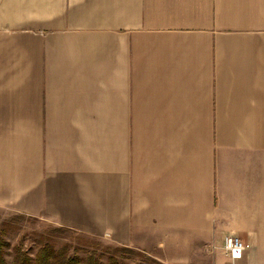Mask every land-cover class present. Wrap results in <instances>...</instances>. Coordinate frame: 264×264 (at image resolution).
I'll use <instances>...</instances> for the list:
<instances>
[{"label": "crops", "instance_id": "0c3cea01", "mask_svg": "<svg viewBox=\"0 0 264 264\" xmlns=\"http://www.w3.org/2000/svg\"><path fill=\"white\" fill-rule=\"evenodd\" d=\"M0 211L264 264V0H0Z\"/></svg>", "mask_w": 264, "mask_h": 264}, {"label": "rangeland", "instance_id": "374dc122", "mask_svg": "<svg viewBox=\"0 0 264 264\" xmlns=\"http://www.w3.org/2000/svg\"><path fill=\"white\" fill-rule=\"evenodd\" d=\"M0 236L7 242L6 259L14 264L16 250L31 255L47 245L69 255L99 258L104 264H161L147 253L124 248L85 233L56 225L48 220L0 211Z\"/></svg>", "mask_w": 264, "mask_h": 264}, {"label": "trees", "instance_id": "16d2710c", "mask_svg": "<svg viewBox=\"0 0 264 264\" xmlns=\"http://www.w3.org/2000/svg\"><path fill=\"white\" fill-rule=\"evenodd\" d=\"M8 242L0 236V264H10L6 259ZM123 247V246H122ZM126 248V247H124ZM14 264H104L99 258L88 256L82 260L80 256L69 255L66 251H58L47 245L44 249L31 255L29 251L18 249Z\"/></svg>", "mask_w": 264, "mask_h": 264}, {"label": "built area", "instance_id": "2783aa9c", "mask_svg": "<svg viewBox=\"0 0 264 264\" xmlns=\"http://www.w3.org/2000/svg\"><path fill=\"white\" fill-rule=\"evenodd\" d=\"M222 247L225 253L231 257V260H234L232 256L233 249H239L242 247L243 251H245L246 249L251 247V244L238 236L228 234L223 239Z\"/></svg>", "mask_w": 264, "mask_h": 264}, {"label": "clouds", "instance_id": "9594fccd", "mask_svg": "<svg viewBox=\"0 0 264 264\" xmlns=\"http://www.w3.org/2000/svg\"><path fill=\"white\" fill-rule=\"evenodd\" d=\"M242 252H243V248H239V249H233L232 250V256L235 259H240L242 256Z\"/></svg>", "mask_w": 264, "mask_h": 264}]
</instances>
